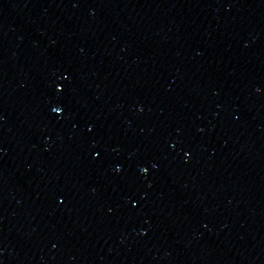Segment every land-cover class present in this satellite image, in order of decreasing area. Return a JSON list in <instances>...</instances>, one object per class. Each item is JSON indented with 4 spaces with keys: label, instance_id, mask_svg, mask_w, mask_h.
Returning a JSON list of instances; mask_svg holds the SVG:
<instances>
[{
    "label": "water",
    "instance_id": "obj_1",
    "mask_svg": "<svg viewBox=\"0 0 264 264\" xmlns=\"http://www.w3.org/2000/svg\"><path fill=\"white\" fill-rule=\"evenodd\" d=\"M0 264H264V0H0Z\"/></svg>",
    "mask_w": 264,
    "mask_h": 264
}]
</instances>
